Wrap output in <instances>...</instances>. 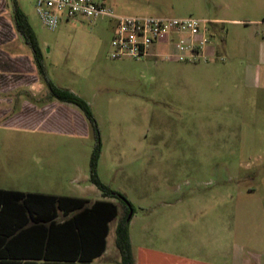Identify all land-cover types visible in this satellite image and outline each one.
Listing matches in <instances>:
<instances>
[{
    "label": "rangeland",
    "instance_id": "374dc122",
    "mask_svg": "<svg viewBox=\"0 0 264 264\" xmlns=\"http://www.w3.org/2000/svg\"><path fill=\"white\" fill-rule=\"evenodd\" d=\"M104 1L123 16L207 21L210 59L183 63L154 48L142 59L113 60L109 18L63 21L50 30L34 0H0V187L92 200L101 194L84 182L94 133L85 136L79 124L70 125L64 110L43 122L33 118L48 113L37 107L53 97L17 31V5L37 36L48 79L90 106L102 140L100 179L133 204L140 220L134 234L146 229L154 242L192 241L197 223L207 221L195 214L187 219V212L214 190L217 199L232 202L233 211L241 210L233 216L244 217L232 221L231 230L247 236L264 232L259 223L264 216L262 35L254 26L231 22L258 17L249 6L264 0ZM95 42L97 47L91 46ZM256 252L247 249L248 259L260 261Z\"/></svg>",
    "mask_w": 264,
    "mask_h": 264
},
{
    "label": "trees",
    "instance_id": "16d2710c",
    "mask_svg": "<svg viewBox=\"0 0 264 264\" xmlns=\"http://www.w3.org/2000/svg\"><path fill=\"white\" fill-rule=\"evenodd\" d=\"M14 22L25 44L31 48L38 73L52 97L76 105L88 118L96 140L90 161V182L104 198L119 201L121 216L116 246L121 254L120 264H136L130 238V221L136 211L124 194L111 189L100 179L102 140L90 106L75 93L58 88L48 79L37 36L28 17L17 5L14 7ZM131 212L132 217L129 218ZM61 215L65 219L59 223L57 218ZM118 216L119 207L108 201L91 204L81 198L0 190V264H90L104 253L109 223ZM6 218H12L16 223L6 229ZM30 224L35 226L33 230L36 231L31 234L38 252L19 258L11 248L19 242L17 236L30 232L26 228Z\"/></svg>",
    "mask_w": 264,
    "mask_h": 264
},
{
    "label": "crops",
    "instance_id": "0c3cea01",
    "mask_svg": "<svg viewBox=\"0 0 264 264\" xmlns=\"http://www.w3.org/2000/svg\"><path fill=\"white\" fill-rule=\"evenodd\" d=\"M107 5V4H106ZM108 6V5H107ZM163 8L164 6H159ZM252 11L260 14L258 17H254L248 20H232L231 22H239L244 23L246 26H254L256 27V32L259 35H262L261 38V58L264 62V3L259 6H249ZM112 8V7H111ZM113 9V8H112ZM115 11V9H113ZM163 11H161L162 13ZM72 21V20H69ZM224 19H214L213 22L215 24H224ZM261 30V33H260ZM94 44V43H93ZM97 47L95 42L94 45ZM154 48H159L164 51H167L168 48L163 45L155 46ZM153 48V49H154ZM209 48V52H210ZM264 77V76H263ZM60 88V87H58ZM65 90H69L73 92L72 89L68 88H61ZM74 93V92H73ZM56 98H53L52 101H49L48 104L44 107H40L41 103H39V107H37V111H43L44 108L47 109L48 113L45 115H39L33 117L38 118L42 122L48 119H52L53 116H57L60 114V110H64V112H68L67 119L68 122L74 125L79 124L85 136H89L90 133H93L91 124L86 117L85 113L76 105L62 102L58 104L55 101ZM58 100V99H57ZM80 109L82 112H79ZM69 110V111H68ZM84 113V115L82 114ZM100 161V160H99ZM72 181H69V184ZM85 183H90V175H86L84 177ZM93 185V184H91ZM94 186V185H93ZM89 186H85L87 189ZM0 190L3 191H16V192H23V193H34V194H43L48 196H59V197H72V198H81L87 199L90 201L91 204H94L97 201H108L112 202L119 207V216L109 223V234L106 239V249L104 253L94 259L90 264H108L110 262H114L116 264L121 263V254L116 246V238L114 231H117V227L119 224V219L121 216V208L118 200L104 198L102 193L100 196L96 197V199H89L87 195H66L60 193H47V192H25L21 189L17 188H4L0 187ZM83 189H80V192ZM84 192V190L82 191ZM224 200L217 199V193L214 191L209 193L207 196L206 202L196 201L197 209L189 210L187 212V219L189 217L193 218L194 214L200 219L207 221V224H199L197 223V237L192 239V241L187 242L182 239H175V240H168L163 242H154L152 240H148L146 238L147 233L146 229L141 236L134 234V227L137 225V222L140 220L136 214L133 215L130 221V238H131V245L133 255L136 260V264H264V232L261 230L255 233V236H247L246 232H243L242 229L240 231L234 232L230 229L229 224L232 221H239L242 220V216H233V214L238 215L241 213V210L236 206V210H232V205L229 200L223 198ZM195 203V202H193ZM182 211L178 212V220L177 223H183L184 216ZM65 218L61 215L57 218V222H63ZM260 224L263 226L264 223V216L260 218ZM12 218H6L5 220V228L12 227L16 222ZM117 222L116 227L113 229V223ZM199 224V226H198ZM35 226L30 224L26 228L30 232H24L22 236H17L16 239L19 242L17 244L12 245V253L15 255L20 256L19 258H25L24 256L28 253H37L36 245L34 244L33 234L35 233L32 231ZM201 230V232L199 231ZM26 231V230H25ZM26 233V234H25ZM24 235V236H23ZM203 235V236H201ZM143 237V238H142ZM206 238V240H205ZM3 248V247H1ZM251 249L252 251L256 250L255 255H261L262 258L260 261L249 260L246 251L247 249ZM110 249L115 254L110 255ZM31 258V257H26ZM27 260V259H26Z\"/></svg>",
    "mask_w": 264,
    "mask_h": 264
},
{
    "label": "built area",
    "instance_id": "2783aa9c",
    "mask_svg": "<svg viewBox=\"0 0 264 264\" xmlns=\"http://www.w3.org/2000/svg\"><path fill=\"white\" fill-rule=\"evenodd\" d=\"M37 14L50 30L63 21L80 19L95 23L109 18L114 25L110 44L113 60L142 59L155 46L168 48L163 55L183 63L208 61L212 33L207 21L195 18L123 16L104 0H34Z\"/></svg>",
    "mask_w": 264,
    "mask_h": 264
},
{
    "label": "water",
    "instance_id": "95a60500",
    "mask_svg": "<svg viewBox=\"0 0 264 264\" xmlns=\"http://www.w3.org/2000/svg\"><path fill=\"white\" fill-rule=\"evenodd\" d=\"M132 217V212H131V215H130V217L129 218H131Z\"/></svg>",
    "mask_w": 264,
    "mask_h": 264
}]
</instances>
